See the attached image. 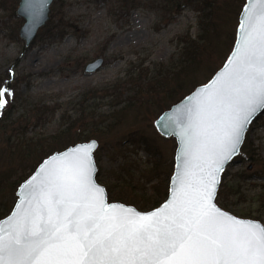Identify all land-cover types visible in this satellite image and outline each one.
I'll return each mask as SVG.
<instances>
[{
	"label": "rangeland",
	"instance_id": "374dc122",
	"mask_svg": "<svg viewBox=\"0 0 264 264\" xmlns=\"http://www.w3.org/2000/svg\"><path fill=\"white\" fill-rule=\"evenodd\" d=\"M134 4L125 14L121 0H59L69 23L67 34L56 40L37 37L27 49L19 35L24 20L0 7V76L20 81L17 93H8L7 110L12 106L10 120H21L28 137L48 136L82 119L89 129L101 133L100 151L95 156L98 181L116 190L129 185L149 195L157 182L147 172L153 157L142 147L134 150L133 145L120 143L138 127L157 133L167 165L172 163L176 140L156 130L155 115L129 116L111 130L100 121L101 115L129 101L132 92L125 87L131 74L148 68V77H153L160 64L175 66L180 61V39L187 34L196 36L203 20L192 7L170 19L163 9L164 0H135ZM59 14L55 12V17ZM100 56L105 58L104 65L87 73V62ZM117 100L123 105L114 107ZM248 131L260 159L253 163L235 158L227 166L223 182L235 192L232 200L239 202L237 206L253 209L264 224V198H260L264 195V177H260L264 174V113ZM7 168L6 161L0 162V172ZM131 189H124L129 198L134 196Z\"/></svg>",
	"mask_w": 264,
	"mask_h": 264
},
{
	"label": "snow or ice",
	"instance_id": "6c2138e0",
	"mask_svg": "<svg viewBox=\"0 0 264 264\" xmlns=\"http://www.w3.org/2000/svg\"><path fill=\"white\" fill-rule=\"evenodd\" d=\"M259 4L258 24L242 40L236 67L207 101L216 131L206 147L217 168L264 107V0ZM5 91L0 88V108ZM91 147L78 149L83 155L73 159L66 154V163L33 188L32 210L17 214L0 235V264H264V226L215 208L207 185L165 205L167 215L122 206L112 214L116 206H104L103 189L90 178Z\"/></svg>",
	"mask_w": 264,
	"mask_h": 264
},
{
	"label": "trees",
	"instance_id": "16d2710c",
	"mask_svg": "<svg viewBox=\"0 0 264 264\" xmlns=\"http://www.w3.org/2000/svg\"><path fill=\"white\" fill-rule=\"evenodd\" d=\"M19 2L20 0H0V7L11 10L15 15ZM134 2L135 0H121V7L125 9V14L135 6ZM245 2L246 0H164L163 9L165 15L167 13L170 15V19H174L186 7H192L198 11L203 20L201 31L196 36L187 34L180 39L182 44L180 61L175 66L166 67L167 65L160 64L153 77H148V68L137 74H131L125 87V90L132 92L129 101L119 109L101 115L100 121L105 123L108 130H111L129 116L139 118L152 114L156 116V119L164 110L180 101L198 85L208 81L224 63L234 46L239 16ZM58 4L59 0L53 3L52 17L39 31L37 37L43 36L56 40L67 34L69 23L62 14V5ZM55 12L61 13L59 17H55ZM25 48L27 49L28 46ZM19 85L20 81L12 82L10 75L0 76V88L6 89L3 98L7 101L3 108H0V162L6 161L8 166L7 170L0 172V219L13 208L21 182L45 157L75 143L92 138L99 141L101 138V133L94 128L89 129L84 125L85 123L83 124L82 119L70 122L66 128L57 133L37 138L28 137L26 135L28 128L22 126L21 120H10L12 106L7 110L10 105V101L7 100L8 93L16 94ZM119 105H123L122 100H117L114 107ZM79 122H81L80 125L77 124ZM248 133L236 160L255 163L260 158ZM125 143L133 145L134 150L142 147L153 157V164L147 172L150 174L149 179L154 178L157 182L153 184V191L149 195L139 193L134 188L131 189L129 185H124L119 190L110 186L106 187L109 200L134 203L147 209L145 211L151 210L159 206L168 196L177 144L172 163L165 165L157 133L153 134L148 129L138 127L128 133L120 144ZM99 151L100 149L97 153L95 152V156L99 154ZM261 171L264 173V165ZM258 173L259 171L255 174ZM224 175L225 172L223 178ZM260 177H264V174ZM223 178L217 196L218 204L241 217L259 218L253 209L238 207L239 202L232 200L235 192L230 190L229 184L223 182ZM97 179L100 180V173ZM124 189H131L134 196L129 198ZM260 198H264V195Z\"/></svg>",
	"mask_w": 264,
	"mask_h": 264
},
{
	"label": "water",
	"instance_id": "95a60500",
	"mask_svg": "<svg viewBox=\"0 0 264 264\" xmlns=\"http://www.w3.org/2000/svg\"><path fill=\"white\" fill-rule=\"evenodd\" d=\"M54 2L55 0H20L16 14L24 20L19 30V35L26 46H30L33 43L39 30L48 22L51 6ZM260 12L259 0H246L239 16L234 46L221 67L207 82L198 85L155 119L154 126L156 130L164 137H173L177 143L174 170L170 178L168 196L159 206L148 211H142L133 204L109 200L106 186L97 180L98 166L95 159V151L99 146V141L96 138H92L88 141L70 145L63 150L55 151L38 164L36 169L19 185L16 192L17 199L12 210L0 219V235H4L5 230L12 226L17 214L23 215L25 212L32 210L34 206L32 200L33 188L39 184L43 176L61 163H66L64 160L66 154L69 159H73L74 154L83 155V153H77L78 149L87 148L89 145H93L89 149L87 157L90 178L94 185L103 189L104 206H116V213L112 214H119V209L122 206L126 209H134L135 212L142 215L154 211L167 215L170 209L165 210V205L172 204L174 200L182 197L185 193L195 194L196 190L203 184L211 188L213 193L211 203L222 213L243 222L264 226L260 220L238 216L224 209L217 202L223 173L227 166L239 155L250 125L264 113V107L259 108L252 115L250 122L245 125L236 150L228 158L219 159V168L216 167V162H214L216 157L206 147L211 139L210 134L216 131L215 128L210 126L215 121L211 119L212 109L208 106V98L222 87L224 83L222 78L226 79V74H229L236 67L232 62L236 59V53L241 50V43L246 34L252 30L253 26L258 24ZM104 62V57H97L87 62L85 71L94 73L104 65ZM213 176L215 178L214 184L211 183ZM33 177H36L35 181H33Z\"/></svg>",
	"mask_w": 264,
	"mask_h": 264
},
{
	"label": "flooded vegetation",
	"instance_id": "af4514ba",
	"mask_svg": "<svg viewBox=\"0 0 264 264\" xmlns=\"http://www.w3.org/2000/svg\"><path fill=\"white\" fill-rule=\"evenodd\" d=\"M49 19H50V18H49ZM48 21H49V20H48ZM42 28H43V27H42ZM42 28H41V29H42ZM41 29H40V30H41ZM40 30H39V31H40ZM38 33H39V32H38ZM37 35H38V34H37ZM36 37H37V36H36ZM35 39H36V38H35ZM35 39H34V40H35ZM33 42H34V41H33Z\"/></svg>",
	"mask_w": 264,
	"mask_h": 264
}]
</instances>
